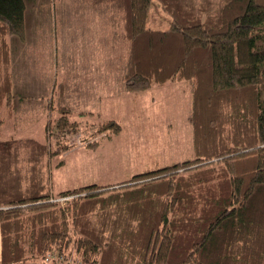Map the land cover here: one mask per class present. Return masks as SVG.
<instances>
[{
	"label": "trees",
	"instance_id": "trees-1",
	"mask_svg": "<svg viewBox=\"0 0 264 264\" xmlns=\"http://www.w3.org/2000/svg\"><path fill=\"white\" fill-rule=\"evenodd\" d=\"M100 1L95 14L122 22L125 90L189 81L192 156L53 196L43 159L59 152L31 136L0 139V264H48L54 253L80 264H264V0H157L166 29L146 26L153 0ZM25 24L24 0H0L7 109L24 97L12 56ZM66 116L45 126L56 143L75 126Z\"/></svg>",
	"mask_w": 264,
	"mask_h": 264
},
{
	"label": "rangeland",
	"instance_id": "rangeland-1",
	"mask_svg": "<svg viewBox=\"0 0 264 264\" xmlns=\"http://www.w3.org/2000/svg\"><path fill=\"white\" fill-rule=\"evenodd\" d=\"M24 2L28 40L17 41L12 56L18 72V89L24 97L8 109L7 100L0 102V139L31 136L44 142L48 152H59L55 156L47 153L43 159L47 189L53 196L91 184L104 186L127 181L134 175L192 156L189 81L153 86L142 93L128 92L123 86L126 55L120 38L117 55L109 50L113 53L108 56L91 57L90 68L84 66V58H79L77 65V58L66 56L62 50L74 38L84 36L79 32L83 24H100L93 8L84 5L100 7L99 3L94 4L98 0ZM153 2L146 26L166 29L170 17L157 0ZM101 23L111 30L109 23ZM117 27L122 28L120 20ZM55 44L60 54L55 56L54 51V56L48 55ZM85 81H91L95 88H85ZM44 84H49L48 90L40 88L46 87L41 86ZM46 93V98H41ZM59 114H65L75 126L56 143L44 129ZM109 120L120 124L121 131L100 133V125ZM200 150L211 154L212 147ZM44 261L80 264L73 254H47Z\"/></svg>",
	"mask_w": 264,
	"mask_h": 264
},
{
	"label": "crops",
	"instance_id": "crops-1",
	"mask_svg": "<svg viewBox=\"0 0 264 264\" xmlns=\"http://www.w3.org/2000/svg\"><path fill=\"white\" fill-rule=\"evenodd\" d=\"M86 5L90 10H92V6L90 4H84ZM100 7L103 5H106V2L104 1H100L99 2ZM90 6V7H89ZM97 7V5H96ZM95 14V13H94ZM99 21L101 22H106L107 24L109 23V27L111 28V30L108 31L107 26L106 25H102V23L100 22V24H96V25H92L91 23H85L82 25V28L79 29V32H83L84 36L79 38L76 37L74 38L71 42H69L65 47L62 48V50L64 51V54L67 55H71L73 58H77L75 64L79 65L78 60L79 58H84V66L90 68L91 66V57H102V56H108L109 54H112L113 52H109V50L114 51V56L117 55L116 51L119 50L121 48V45H117L115 43L116 40V35L122 33L123 31H121L120 33H118V28H114V26L112 25V20L109 18H103L101 16H99L98 14H96ZM93 37V38H92ZM109 45V46H108ZM52 52L49 51V54H51V56H54V51L56 52L55 56H58L60 54L59 51L60 48L57 47V44H55V46H53V48L51 49ZM59 52V53H58ZM81 65V64H80ZM106 73V72H105ZM85 88H95V86L93 87L91 84V81L88 82H84ZM99 110V106L97 107ZM97 112V111H96ZM98 113V112H97Z\"/></svg>",
	"mask_w": 264,
	"mask_h": 264
}]
</instances>
